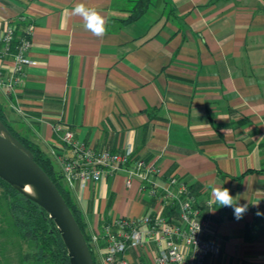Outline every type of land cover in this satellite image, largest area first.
<instances>
[{"label": "crops", "instance_id": "crops-1", "mask_svg": "<svg viewBox=\"0 0 264 264\" xmlns=\"http://www.w3.org/2000/svg\"><path fill=\"white\" fill-rule=\"evenodd\" d=\"M0 0V104L14 129L55 153L59 117L95 151H131L154 166L160 191L184 182L210 221L205 264H264V0ZM106 19L95 37L72 9ZM29 24V64L11 89L15 59L2 56L5 24ZM127 173L70 189L93 237L114 219L156 207ZM248 210L236 220L212 189ZM161 195V193H159ZM171 203H169L170 205ZM97 246V243L93 242ZM155 257L127 251L133 264ZM102 262V255L100 258ZM102 264V263H101Z\"/></svg>", "mask_w": 264, "mask_h": 264}, {"label": "built area", "instance_id": "built-area-1", "mask_svg": "<svg viewBox=\"0 0 264 264\" xmlns=\"http://www.w3.org/2000/svg\"><path fill=\"white\" fill-rule=\"evenodd\" d=\"M29 33L22 39L17 52L12 54L16 28L12 24L3 27L2 56L11 55L15 59V75L8 85L11 89L20 83L19 75L29 64L28 53L32 47ZM53 130L61 143L60 150L54 152L55 158L69 189L77 184L85 186L99 182L104 175L126 172L127 186L130 187L135 178L140 179L144 195L157 203L152 212L141 219L120 218L103 224L102 232L93 237L94 243L103 244L102 248H98L102 264H133L127 251H148L152 244L156 247L155 257L144 262L139 252V264H205L214 249L213 242L206 238L211 223L203 216V211L196 205L191 190L184 182L171 178L170 188L163 187V191H160L161 185L155 179L159 172L154 166L135 157L133 152L95 151L75 139L74 132L62 117L58 118ZM171 202L179 206L177 222H171L164 216Z\"/></svg>", "mask_w": 264, "mask_h": 264}, {"label": "trees", "instance_id": "trees-1", "mask_svg": "<svg viewBox=\"0 0 264 264\" xmlns=\"http://www.w3.org/2000/svg\"><path fill=\"white\" fill-rule=\"evenodd\" d=\"M152 0H139L135 10L128 21H135L140 18L144 9L147 8ZM29 24L19 22L15 39L12 45V54L17 52L23 38L27 35L25 27ZM0 120L17 137L21 143L34 154L35 161L47 173L54 182L66 203L70 207L76 218L85 238L91 248L95 264H101L100 250L102 242L97 246L93 245L92 234L88 230L81 210L74 199L71 190L61 175L60 169L50 155L49 151L39 142H34L28 136L18 133L9 123L5 108L0 104ZM0 216L1 221L6 223V227L0 230V264H12L13 251L23 248L22 242H29L34 247L37 264H70L66 247L61 235L49 215L38 205L20 194L9 184L0 179ZM204 214V213H203ZM164 216L171 222L179 221L180 211L176 202H171L164 213ZM19 259L22 264H26L29 259L23 258V254L18 251Z\"/></svg>", "mask_w": 264, "mask_h": 264}, {"label": "water", "instance_id": "water-1", "mask_svg": "<svg viewBox=\"0 0 264 264\" xmlns=\"http://www.w3.org/2000/svg\"><path fill=\"white\" fill-rule=\"evenodd\" d=\"M0 179L49 215L61 235L70 264H95L85 235L64 197L35 161L32 151L1 120Z\"/></svg>", "mask_w": 264, "mask_h": 264}, {"label": "clouds", "instance_id": "clouds-1", "mask_svg": "<svg viewBox=\"0 0 264 264\" xmlns=\"http://www.w3.org/2000/svg\"><path fill=\"white\" fill-rule=\"evenodd\" d=\"M73 16H79L85 21V28L90 31L95 37H103L106 32V19L94 8L86 7L83 4H79L72 9ZM213 198L221 205V207H230L233 209L234 217L236 220H240L246 214L248 205H240L237 197L233 198L230 195V191L227 188L215 187L212 189ZM257 215H264V213H257Z\"/></svg>", "mask_w": 264, "mask_h": 264}, {"label": "rangeland", "instance_id": "rangeland-1", "mask_svg": "<svg viewBox=\"0 0 264 264\" xmlns=\"http://www.w3.org/2000/svg\"><path fill=\"white\" fill-rule=\"evenodd\" d=\"M0 194H2V190L0 189ZM1 216H0V230L1 228H5L7 225L4 221H1ZM23 248L19 249L17 247L16 251H13V254H11L12 259V264H22L19 259L18 251H20L21 254H23V258L29 259L26 261V264H37L38 262L36 261V256H33L34 253H36V250L34 247H31L29 242H22ZM0 259H1V254H0Z\"/></svg>", "mask_w": 264, "mask_h": 264}, {"label": "bare ground", "instance_id": "bare-ground-1", "mask_svg": "<svg viewBox=\"0 0 264 264\" xmlns=\"http://www.w3.org/2000/svg\"><path fill=\"white\" fill-rule=\"evenodd\" d=\"M27 191H29V192H30V188H27Z\"/></svg>", "mask_w": 264, "mask_h": 264}]
</instances>
